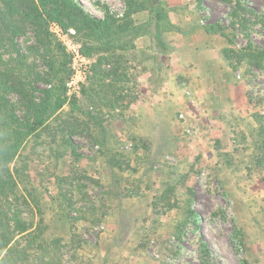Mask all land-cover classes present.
Wrapping results in <instances>:
<instances>
[{"label":"rangeland","instance_id":"rangeland-1","mask_svg":"<svg viewBox=\"0 0 264 264\" xmlns=\"http://www.w3.org/2000/svg\"><path fill=\"white\" fill-rule=\"evenodd\" d=\"M78 1L98 18L126 9L124 0ZM163 1L175 26L168 52L154 58L147 34L124 52L128 97L109 103L115 97L87 74L77 105L23 150L48 232L68 246L69 264H264V156L254 136L264 70L224 53L264 50V0ZM51 29L91 69L96 58L77 31ZM154 70L156 85L146 80Z\"/></svg>","mask_w":264,"mask_h":264},{"label":"trees","instance_id":"trees-1","mask_svg":"<svg viewBox=\"0 0 264 264\" xmlns=\"http://www.w3.org/2000/svg\"><path fill=\"white\" fill-rule=\"evenodd\" d=\"M124 1L123 16L106 12L98 18L78 0H0V264L70 262L63 239L48 232L40 190L22 153L30 141L36 142L50 129V122L66 105H77L78 97L70 98L66 87L74 73L71 54L52 25L77 31L83 54L96 58L89 79L115 97L108 101L112 104L130 94L124 52L135 48L137 39L148 35L154 58L167 54L166 34L175 26L165 2ZM142 12L149 14V22L135 20L134 15ZM207 31L218 30L212 25ZM224 53L264 70V50L247 47ZM106 65H111L109 71ZM257 123L255 145L264 156L263 115L258 114ZM209 253L202 243V254Z\"/></svg>","mask_w":264,"mask_h":264},{"label":"built area","instance_id":"built-area-1","mask_svg":"<svg viewBox=\"0 0 264 264\" xmlns=\"http://www.w3.org/2000/svg\"><path fill=\"white\" fill-rule=\"evenodd\" d=\"M72 32L74 33L75 31L72 30ZM67 45L69 47L68 50L74 59V62H73L74 73L71 79L66 83L67 95L69 97L80 96L81 91H82V85L85 82L87 74L89 72V66H88L89 62L87 63L86 61H84L85 57L82 55L81 49L78 45L74 43H67ZM78 60L84 63L79 64ZM179 116L181 119H185L184 113L181 112ZM187 132L188 134H193L192 129H188ZM126 146H127L126 148H133V143L132 142L128 143Z\"/></svg>","mask_w":264,"mask_h":264},{"label":"crops","instance_id":"crops-1","mask_svg":"<svg viewBox=\"0 0 264 264\" xmlns=\"http://www.w3.org/2000/svg\"><path fill=\"white\" fill-rule=\"evenodd\" d=\"M150 72V73H149ZM148 78H146V80H150V84L152 83V84H154V85H156L157 83H158V80L159 81H161V76L162 75H160V73L159 72H157L156 70H154V71H148ZM136 74H138V73H136ZM151 75H152V77H151ZM138 77H137V80H138V78H139V76H141V75H137ZM143 77V76H142ZM159 79H158V78ZM140 79H141V77H140ZM165 83H166V80H165ZM135 84H136V82H135ZM136 95V94H135ZM153 95L155 96L156 95V91H155V93L153 92Z\"/></svg>","mask_w":264,"mask_h":264}]
</instances>
